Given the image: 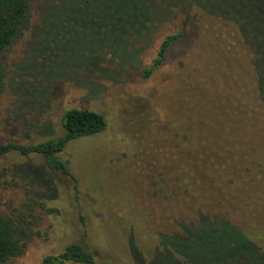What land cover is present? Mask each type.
I'll return each mask as SVG.
<instances>
[{
	"label": "rangeland",
	"instance_id": "obj_1",
	"mask_svg": "<svg viewBox=\"0 0 264 264\" xmlns=\"http://www.w3.org/2000/svg\"><path fill=\"white\" fill-rule=\"evenodd\" d=\"M57 1H39L33 27ZM233 1L243 14L264 6ZM180 3L151 10L136 43H85L82 34L80 43H29L27 33L6 51L1 144L59 137L71 109L107 122L60 155L76 184L41 157H0V213L27 217L26 252L6 264H43L70 244L92 252L95 264H150L160 234L201 216L228 221L264 250V104L240 33L194 10L164 65L143 76L165 38L182 29L188 12ZM106 44L115 50L97 66L86 61Z\"/></svg>",
	"mask_w": 264,
	"mask_h": 264
},
{
	"label": "trees",
	"instance_id": "obj_2",
	"mask_svg": "<svg viewBox=\"0 0 264 264\" xmlns=\"http://www.w3.org/2000/svg\"><path fill=\"white\" fill-rule=\"evenodd\" d=\"M39 1L0 0V97L6 85L5 53L27 33L32 37L29 43H80L81 34L85 43H136L148 32L151 10L153 14L154 8L170 5L171 2L180 3V0H58L47 8L46 19L33 27V14ZM182 2L180 4L185 7V13L188 12L182 29L165 38L156 59L145 69L144 78H150L164 65L171 46L184 36L193 11H202L224 22H231L242 36L250 52L257 89L264 104V6L259 4L252 14H243L233 0ZM251 3L255 4L254 1ZM84 29L85 33L82 32ZM114 50L112 44H106L92 49L85 59L97 66L103 56ZM123 52L122 58L128 59L130 56L125 55L127 49L123 48ZM62 127L61 136L43 143H0V157L12 151L24 156L41 157L48 170L67 176L76 184V178L60 155L69 143L102 133L107 128V122L98 112L71 109L63 115ZM26 220L24 213L18 219L0 213V264H6L26 252L27 244L22 238L21 228V223ZM70 263L95 264L96 258L82 245L70 244L61 254L49 256L43 261V264ZM150 264H264V250L228 221L201 216L197 223L181 221L179 230L160 234Z\"/></svg>",
	"mask_w": 264,
	"mask_h": 264
}]
</instances>
